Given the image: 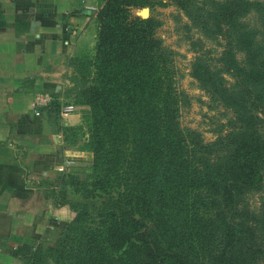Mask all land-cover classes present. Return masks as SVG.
<instances>
[{"label":"trees","instance_id":"trees-1","mask_svg":"<svg viewBox=\"0 0 264 264\" xmlns=\"http://www.w3.org/2000/svg\"><path fill=\"white\" fill-rule=\"evenodd\" d=\"M170 3L224 40L215 58L200 53L190 67L233 112L207 142L180 122L159 20L134 12ZM94 15L92 75L77 91L93 172L68 179L103 198L70 202L72 219L25 264H264V198L257 207L246 199L264 185V0H97Z\"/></svg>","mask_w":264,"mask_h":264},{"label":"crops","instance_id":"crops-1","mask_svg":"<svg viewBox=\"0 0 264 264\" xmlns=\"http://www.w3.org/2000/svg\"><path fill=\"white\" fill-rule=\"evenodd\" d=\"M82 1L0 0V264H25L74 216L55 168L63 153L58 133L31 102L60 89L65 59L94 42V5ZM61 118L81 122L77 109Z\"/></svg>","mask_w":264,"mask_h":264},{"label":"rangeland","instance_id":"rangeland-1","mask_svg":"<svg viewBox=\"0 0 264 264\" xmlns=\"http://www.w3.org/2000/svg\"><path fill=\"white\" fill-rule=\"evenodd\" d=\"M82 2L94 5L92 10L96 30L94 11L97 9V0H83ZM144 8L148 10L147 16L152 15L159 20L156 32L162 38L163 43L173 52L176 85L182 93L179 117L181 124L197 131L204 142L213 140L221 129L226 128L227 119L233 117V112L211 98L200 87L196 79L191 76L190 67L194 57L200 53L211 59L215 58L222 49L221 43L224 40L220 37L205 36L195 26L191 25L189 18L172 3L154 5L151 8L148 6L139 7L134 9V12L142 16L141 10ZM247 19L250 23L257 24L254 14H249ZM95 40L92 43L90 38V42L81 43L77 53L65 59L63 65L67 68L61 75L62 87L54 90L55 95L47 92L51 99L47 105L41 107L47 120L52 124L53 132L58 133L59 144L63 153L55 168L61 179V184L68 188L70 196H72L69 202L79 201L87 204H98L103 198L102 195H99L102 194L101 191L96 189V195L84 197L81 195V191L77 189L80 184L69 181L68 176L73 175L81 180L91 179L93 172L92 157H90V151L87 148L88 131L82 120L83 114L87 112V105L77 101V91L79 85L88 82V80H83L82 76L89 79L92 75L91 61L95 50ZM67 102H74L77 105V110L81 114L79 124L62 123L60 108L62 104ZM64 158H71L75 160L76 164L65 170H59L58 164L63 162ZM44 183L48 184V182ZM263 198L264 185L246 194V199L252 207H257Z\"/></svg>","mask_w":264,"mask_h":264},{"label":"built area","instance_id":"built-area-1","mask_svg":"<svg viewBox=\"0 0 264 264\" xmlns=\"http://www.w3.org/2000/svg\"><path fill=\"white\" fill-rule=\"evenodd\" d=\"M50 99H51V96H49L47 92H40V93L34 94L32 102H31L34 113L40 114L41 107L47 105ZM75 109H77V105L75 103L73 102L64 103L62 104L60 108V115L64 117L68 115L69 113L73 112ZM73 163H74L73 159L64 158V161L60 162L57 168L59 170H65L69 168L71 165H73Z\"/></svg>","mask_w":264,"mask_h":264},{"label":"water","instance_id":"water-1","mask_svg":"<svg viewBox=\"0 0 264 264\" xmlns=\"http://www.w3.org/2000/svg\"><path fill=\"white\" fill-rule=\"evenodd\" d=\"M84 11L90 12V9H87V10H84ZM147 12H148L147 8L142 9L141 10L142 16H147Z\"/></svg>","mask_w":264,"mask_h":264}]
</instances>
